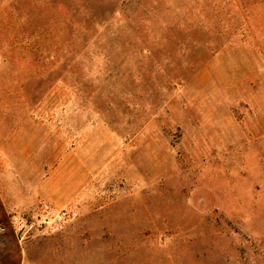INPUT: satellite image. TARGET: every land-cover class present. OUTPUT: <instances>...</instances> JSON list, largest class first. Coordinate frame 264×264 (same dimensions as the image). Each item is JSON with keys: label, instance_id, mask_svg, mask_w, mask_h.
<instances>
[{"label": "rangeland", "instance_id": "374dc122", "mask_svg": "<svg viewBox=\"0 0 264 264\" xmlns=\"http://www.w3.org/2000/svg\"><path fill=\"white\" fill-rule=\"evenodd\" d=\"M0 264H264V0H0Z\"/></svg>", "mask_w": 264, "mask_h": 264}, {"label": "built area", "instance_id": "2783aa9c", "mask_svg": "<svg viewBox=\"0 0 264 264\" xmlns=\"http://www.w3.org/2000/svg\"><path fill=\"white\" fill-rule=\"evenodd\" d=\"M65 216H66V212H61L59 214V220L64 219Z\"/></svg>", "mask_w": 264, "mask_h": 264}]
</instances>
